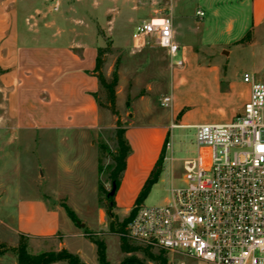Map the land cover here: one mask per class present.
Masks as SVG:
<instances>
[{
  "label": "crops",
  "instance_id": "1",
  "mask_svg": "<svg viewBox=\"0 0 264 264\" xmlns=\"http://www.w3.org/2000/svg\"><path fill=\"white\" fill-rule=\"evenodd\" d=\"M181 1L174 0L172 17L174 39L180 46L184 65L174 66L173 69H183L185 64L202 65V56L205 57L204 62L210 61L212 64L213 59H207L206 56H217L218 48L229 55L227 48L243 43L254 45L258 38L264 39V0H191L197 5L192 15L180 6ZM36 4L45 6V2L35 0H0L2 212L7 214L5 209L9 208L10 200L16 199L11 221L9 217L8 220L0 219V230L13 232L18 242L19 236L24 235L28 240V250L31 244L46 250L48 246L57 244V251L66 249L83 259L81 251L73 253L68 247L67 239L76 238L80 234L59 201L63 197L55 194L53 184L61 182L55 178V173L68 170V150L74 149L76 144H72V141L79 137L81 141L96 148L95 171L99 177L98 141L105 130L115 127L112 124L117 118L108 109H101L98 101L101 85L96 67L98 51L103 48L98 37L82 29L73 31L64 27H39L45 20L39 16L41 11L36 9ZM199 11L204 13L203 17L197 15ZM78 21L84 20L76 19ZM159 52H166L170 57L166 49L160 48ZM220 67L214 65L210 68L214 75L208 73L202 76L209 81L224 79L225 95H228L236 86V80L232 76H222ZM122 75L121 67L116 105L122 91L126 101L129 100L126 84L122 85ZM105 77L108 79L109 75ZM244 95L246 104L250 97L249 88ZM145 97L139 100L143 101ZM131 118L136 117L131 115ZM199 124L202 123L180 124L175 128H193ZM169 131L161 125L135 128L133 122L129 126L125 138L132 151L127 158V168L119 192L129 181L137 184L133 191L134 198L137 197L161 155ZM145 145L152 147L153 154L150 158L136 159L135 148ZM41 147L46 149L48 155L39 156L38 169L41 174L33 181L36 184L32 188L35 193L23 197L18 186L5 188L3 172L9 162L12 161L16 176L13 182L18 183L20 151L29 150L34 153ZM67 206L73 209L70 204ZM17 247L18 244L7 247L10 251L0 254V264H18L15 253ZM46 252L54 251L42 253Z\"/></svg>",
  "mask_w": 264,
  "mask_h": 264
},
{
  "label": "rangeland",
  "instance_id": "2",
  "mask_svg": "<svg viewBox=\"0 0 264 264\" xmlns=\"http://www.w3.org/2000/svg\"><path fill=\"white\" fill-rule=\"evenodd\" d=\"M35 2H45V6L36 4V9L41 11L39 16L45 20V23H40L39 27L45 25L50 29L64 27L73 31L82 29L84 32L96 35L103 48H110V54L104 57L103 73L108 74V80H111L113 72L117 70L119 74L122 67V85L126 84L125 90L129 96V100L126 101L125 93L122 91L117 100L121 129L127 130L134 122L135 128L161 125L170 130L164 139L161 152L164 158L160 164L163 170L160 181L152 188L145 201H138L140 193L134 198L133 191L137 184L126 182L123 190L121 192L118 190L119 193L115 195L116 208L113 212L117 217L116 221L109 218L105 211L109 200L105 192H101L100 187L107 192L112 190L110 172L114 165L112 156L117 152V119L112 124L115 127L105 130L98 141L99 177L95 171L96 148L88 145L86 141H81L79 137L72 141V144L76 145L74 149L68 150V170L56 171L55 178L61 182L53 184L55 194L63 197L59 200L61 205L70 204L74 210L71 207L70 209L77 217V222L73 223L80 235L67 239L68 247L73 253L81 251L80 256L83 258L81 261L85 264H100L97 246L92 243L93 240L103 241L106 244L109 264H122L126 259L141 264H159L147 257L143 250L130 254L122 253L120 236L111 232L110 224L114 221L123 222L136 207L164 205L170 196L171 188L184 186V161L194 158L197 152L196 129L175 127H179L180 124L229 122L233 117L240 115L245 105L244 94L248 88L250 89L249 85L244 84V74L248 73L257 81L264 83V39L258 38L254 45L243 43L227 48L229 55L218 48L217 56H206L207 59H213L215 63L212 64L210 61L204 62L206 60L202 56V65L185 64L183 69H173L171 58L166 52L160 54L161 47L153 43L132 40L135 27L141 21L154 17L157 9L155 0H35ZM180 6L192 15L197 5L195 1L182 0ZM31 11L30 8L29 12ZM80 18L84 21L76 22V19L80 20ZM177 58H181V53ZM214 65L221 66L222 76H232L236 80V86L228 95H225L224 79L209 81L202 76L208 73L214 75L210 71ZM142 96H146L143 101L139 100ZM168 96L172 97L170 106H161L162 99ZM98 101L103 106L108 104L106 93L102 88ZM100 107L105 109L101 105ZM130 114L136 118H131ZM168 142L172 143L170 150L166 147ZM37 150L34 153L29 150L20 151L21 170L18 183L13 182L16 176L12 161L7 166L5 164L3 172L6 178L5 188L18 186L19 193L23 197L35 193L32 189L36 185L34 178L41 174L38 169L39 156L48 155L44 147ZM134 153L138 160L150 158L153 154L150 145L136 147ZM167 157L168 161H166ZM15 201V198L10 200L9 208L5 209L7 214L2 212L4 209H0V219L10 218L11 221ZM2 204L3 202L0 201V208ZM0 244L10 247L18 244V238L11 231L0 230ZM130 244L140 246L133 242ZM57 249V244L48 246L47 250L38 249L36 245L31 244L28 252L38 255L44 251L57 253L59 252ZM149 250L155 257L162 254L167 258L168 264H197L188 256L174 255L158 248Z\"/></svg>",
  "mask_w": 264,
  "mask_h": 264
},
{
  "label": "built area",
  "instance_id": "3",
  "mask_svg": "<svg viewBox=\"0 0 264 264\" xmlns=\"http://www.w3.org/2000/svg\"><path fill=\"white\" fill-rule=\"evenodd\" d=\"M173 1L155 0L154 17L135 27L132 40L166 49L173 66L183 67ZM243 81L250 87L243 112L193 127L197 152L184 161V186L171 188L164 205L137 207L123 235L130 242L197 264H264V83L248 73ZM171 103L168 96L161 106Z\"/></svg>",
  "mask_w": 264,
  "mask_h": 264
},
{
  "label": "trees",
  "instance_id": "4",
  "mask_svg": "<svg viewBox=\"0 0 264 264\" xmlns=\"http://www.w3.org/2000/svg\"><path fill=\"white\" fill-rule=\"evenodd\" d=\"M110 51H111L110 48L99 49L96 72L101 88L106 93L107 101H108L107 105L104 106L102 104L99 105L108 109L117 118V125H118V129L116 132L117 152L112 156L114 165L110 172L112 189L113 186L115 185L116 193H117L121 185L123 173L127 168V158L131 154L132 149L129 142L125 138L126 130L121 129L119 126L120 115L116 105V99H117L116 89L119 83L118 71L115 70L113 72L111 80H108L103 73V68L105 64L104 57L110 54ZM163 158L164 156L161 155L159 161L156 163L154 169L152 170L149 178L145 182L139 194L138 201H145L150 195L152 188L159 182V178L162 173L160 164H162ZM100 190L101 192H105L109 200V205L105 208L108 217L111 219H115L116 221L117 217L113 212L114 209L116 208L115 196L110 195L112 190L110 192H107L102 187H100ZM63 207L65 208L69 218L73 222H77L76 214L70 209V207L67 205H64ZM136 209L137 207L131 211L129 217L123 222L116 223L114 221L110 224L111 232L120 236V247L122 253L130 254L143 250L146 253L147 257H149L150 259L158 262L159 264H168L167 258L164 257L162 254L155 257L152 253H150L149 249L151 248H142L140 246H133L130 244V241L123 236L126 231V227L131 222V220L133 219L136 213ZM92 243H94L97 246L98 262L100 264H109V262L107 261L106 244L103 241H97V240H93ZM8 251L10 250L6 246L0 244V254H5ZM15 253L17 254L18 257V264H55L59 262H67L68 264H85L84 262L81 261L79 256L70 253L66 249H62L57 253L46 252L38 255H32L28 252V240L24 235L19 236L18 247L15 250ZM122 264H141V263L129 261L128 259H126L122 262Z\"/></svg>",
  "mask_w": 264,
  "mask_h": 264
},
{
  "label": "water",
  "instance_id": "5",
  "mask_svg": "<svg viewBox=\"0 0 264 264\" xmlns=\"http://www.w3.org/2000/svg\"><path fill=\"white\" fill-rule=\"evenodd\" d=\"M115 194H116V186L114 185L113 186V189H112V191H111V193H110V195L111 196H115ZM83 226V225H82Z\"/></svg>",
  "mask_w": 264,
  "mask_h": 264
}]
</instances>
